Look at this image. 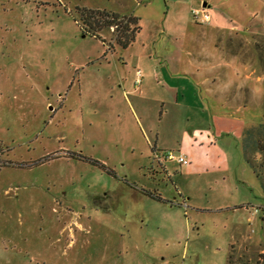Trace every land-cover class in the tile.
Returning <instances> with one entry per match:
<instances>
[{"label": "rangeland", "instance_id": "rangeland-1", "mask_svg": "<svg viewBox=\"0 0 264 264\" xmlns=\"http://www.w3.org/2000/svg\"><path fill=\"white\" fill-rule=\"evenodd\" d=\"M181 2L0 0V264H227L230 251L231 264L264 263V186L242 147L264 124V0ZM204 3L224 31L194 18ZM79 9L141 29L125 49L116 27L85 35ZM199 50L212 109L183 74L168 85L186 99L157 102L162 67ZM168 153L202 176L156 157ZM126 180L169 200L182 187L188 207L148 202L140 228Z\"/></svg>", "mask_w": 264, "mask_h": 264}, {"label": "crops", "instance_id": "crops-1", "mask_svg": "<svg viewBox=\"0 0 264 264\" xmlns=\"http://www.w3.org/2000/svg\"><path fill=\"white\" fill-rule=\"evenodd\" d=\"M173 2L175 5H177L179 7L184 6V4L181 2V0H173ZM203 7L206 8L207 3H204ZM212 21H213V19L211 16V21L209 22V24L212 23L211 29L216 30L218 32L219 31L222 32L225 30L224 27H220L217 24L213 25ZM230 32H238V31L235 30V31H230ZM199 34H200V32L196 34L197 37L192 41V43H197L198 45L202 43L201 39L199 38ZM182 41L187 42L185 38ZM199 52H200V54H199V57L196 58L197 60L186 59V56L187 57L191 56L190 54H185L184 58L180 54V56H178L175 60L172 61L173 62L172 64L169 63L170 65L167 66V69L165 67L163 69V67H162V70L164 72L162 70H160V72H158V74L160 75L158 83H159V85H161V87L164 91V94L160 93V95L163 94V97L156 98L157 102H160L163 105L170 103V105L179 106L180 105V96L182 95L183 99H186L187 90H185V88H181V87L179 88L176 85H168V79L170 81H172V80H174V79H172V77L180 76L183 74L186 77L187 76L193 77L195 79L201 78L200 83L202 86L205 87V92H206L207 97L209 99L207 102H208L209 107H211L210 99L212 98L211 97L212 86L209 85L211 75L209 73L202 75V69L200 68L202 66L197 65V62H196L200 58H202L204 61H207L209 58H207V56H205V55L201 56V50H199ZM181 53L182 54L186 53L185 46H183ZM204 56L206 58H204ZM202 76H203V78H202ZM196 98L198 99V96H196ZM167 101H170V102H167ZM224 103L227 104V102H221L220 100H217V104L220 106H224ZM214 107H215V105H214ZM197 109L201 115H205L203 112H205L207 110V109L204 110L202 104H199V106L196 108V110ZM211 109H212V107H211ZM193 113L195 114V112H193ZM201 115H199V116H201ZM235 117H237V116H235ZM219 120H225V118H221L220 115L219 116L218 115L213 116V123H214L215 127H217V125H218L217 121H219ZM233 120L242 122V119L238 118V117H237V119H233ZM198 125L193 127V129L196 131V134H197V132H203L206 130H210L212 127V126H210V124H206L207 126L203 123L198 124ZM157 147H158L157 145L154 146V151H156V152L158 151ZM189 165H190V163H189ZM189 165H187L184 174H181V176H183V175L184 176H192V177L195 175L202 176L201 173L197 174V171L195 169H193L194 165H192V166H189ZM164 170H165V172L167 171L166 168ZM207 173L209 174L210 172H207ZM166 174H167V172H166ZM168 176L170 177L169 172H168ZM173 182H174V179H173ZM177 193L179 194V198L182 200L183 205H186V207H188L187 199L185 197V191L183 190V188L182 187H179V189L177 188ZM151 194L160 196L164 201L161 202V201L156 200L153 196H151ZM179 198L174 197V199H172V200L166 199L162 196L159 188H156V187H149V188H142L141 187V188H139V186L137 187V186L130 185L126 180V199H127V201H128V199H130V200L132 199L133 202H137L136 205L134 206V208H132V213H134L133 215L135 217L137 216L136 222H137V224L140 225V228H142L145 225V223L147 222V220H146L147 218L145 219V215L144 214L142 215L140 213V211H144V208H146V205L148 204V202L151 203V202L155 201L159 204L174 207V206H181L182 205L179 203ZM247 205H252V204H247ZM129 213H130V210L129 211L126 210V214L128 215Z\"/></svg>", "mask_w": 264, "mask_h": 264}, {"label": "trees", "instance_id": "trees-1", "mask_svg": "<svg viewBox=\"0 0 264 264\" xmlns=\"http://www.w3.org/2000/svg\"><path fill=\"white\" fill-rule=\"evenodd\" d=\"M79 11L80 13L78 14L87 26L83 28L85 35L89 34L93 37L102 39L100 35L102 31L116 27L115 29L119 32L117 44L125 49L133 44L137 33H139L141 29L139 25L140 18L134 15L121 17L119 14L109 11H90L85 9H79ZM92 13H96L98 16H93ZM85 31L88 33L86 34ZM103 42L105 43L104 40ZM263 48L264 47L260 45L259 49ZM242 147L246 161L252 167L254 173L264 186V124L244 130ZM151 196L158 201H164L158 195L151 194ZM232 258L233 253L230 251L227 264H231Z\"/></svg>", "mask_w": 264, "mask_h": 264}, {"label": "built area", "instance_id": "built-area-1", "mask_svg": "<svg viewBox=\"0 0 264 264\" xmlns=\"http://www.w3.org/2000/svg\"><path fill=\"white\" fill-rule=\"evenodd\" d=\"M192 14H193L194 18L197 20V22L209 23L211 21V15L207 11V9L204 7L200 8V9H194L192 11ZM138 75H141L140 71L138 72ZM156 157L159 159V161L176 160L181 165H184V166L189 165V160L184 155L175 156L173 153H168L166 156H162V157H160V156H158V154H156ZM164 264H169V263L165 262Z\"/></svg>", "mask_w": 264, "mask_h": 264}]
</instances>
